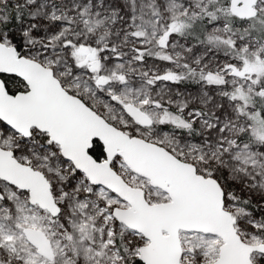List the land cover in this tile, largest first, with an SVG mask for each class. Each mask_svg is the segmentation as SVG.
Instances as JSON below:
<instances>
[{
    "label": "snow or ice",
    "instance_id": "obj_1",
    "mask_svg": "<svg viewBox=\"0 0 264 264\" xmlns=\"http://www.w3.org/2000/svg\"><path fill=\"white\" fill-rule=\"evenodd\" d=\"M0 264H264V0H0Z\"/></svg>",
    "mask_w": 264,
    "mask_h": 264
}]
</instances>
